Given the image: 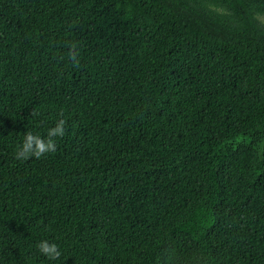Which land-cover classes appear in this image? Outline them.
<instances>
[{
  "label": "trees",
  "instance_id": "obj_1",
  "mask_svg": "<svg viewBox=\"0 0 264 264\" xmlns=\"http://www.w3.org/2000/svg\"><path fill=\"white\" fill-rule=\"evenodd\" d=\"M263 16L0 0V264H264ZM60 119L55 152L16 158Z\"/></svg>",
  "mask_w": 264,
  "mask_h": 264
},
{
  "label": "clouds",
  "instance_id": "obj_2",
  "mask_svg": "<svg viewBox=\"0 0 264 264\" xmlns=\"http://www.w3.org/2000/svg\"><path fill=\"white\" fill-rule=\"evenodd\" d=\"M71 58L75 61L76 57L73 54ZM32 115H38L33 112ZM66 121L60 119L56 125L47 131V137L27 132L24 137L23 143L19 146L15 156L17 159H27L33 156L37 159L41 158L44 154L56 151L55 137H63L65 134ZM40 252L51 260L58 259L61 255L58 246L55 243H50L47 240L41 241L38 244Z\"/></svg>",
  "mask_w": 264,
  "mask_h": 264
},
{
  "label": "rangeland",
  "instance_id": "obj_3",
  "mask_svg": "<svg viewBox=\"0 0 264 264\" xmlns=\"http://www.w3.org/2000/svg\"><path fill=\"white\" fill-rule=\"evenodd\" d=\"M261 19L264 21V16Z\"/></svg>",
  "mask_w": 264,
  "mask_h": 264
}]
</instances>
